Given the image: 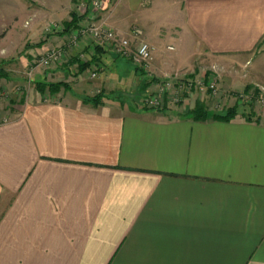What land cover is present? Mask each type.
Instances as JSON below:
<instances>
[{
	"label": "crops",
	"instance_id": "1",
	"mask_svg": "<svg viewBox=\"0 0 264 264\" xmlns=\"http://www.w3.org/2000/svg\"><path fill=\"white\" fill-rule=\"evenodd\" d=\"M24 2L0 0V62L22 54L27 67L46 19ZM99 12L157 51L173 38L247 62L264 91V0H101ZM184 106L31 90L16 115L0 108V264H264V119L196 121Z\"/></svg>",
	"mask_w": 264,
	"mask_h": 264
},
{
	"label": "rangeland",
	"instance_id": "2",
	"mask_svg": "<svg viewBox=\"0 0 264 264\" xmlns=\"http://www.w3.org/2000/svg\"><path fill=\"white\" fill-rule=\"evenodd\" d=\"M87 4V0H25L26 10L31 12L32 16L46 19L41 34L33 39L35 41L32 45L27 44L25 47L33 49L43 47L44 51L41 52L43 54L50 47L64 45L69 39L68 34L63 44L54 40H58L59 36L62 37L63 23L65 20H70L71 12H76L78 16L85 14L78 28L90 22L99 25L102 22V13L97 11L90 14L89 10L84 13L81 6L85 7ZM20 7L18 2L11 4L14 12ZM135 39V41L130 40L128 53L124 57L110 46L98 45L90 36L81 37L78 44L81 49L77 47L69 51L66 60L57 65L44 67L38 62L41 54H35L31 59L29 58L31 67H25L19 63L22 54L15 55L16 59L4 61L3 70L6 76L0 79L3 80L1 84H4L6 88L0 87V108L7 107L11 115H16L31 90L37 91V85L43 82H63L67 85L66 89L61 88L54 94L46 89L43 95L58 96V94L66 93L80 95L82 99L85 96L93 97L102 91L105 92L102 101L108 100L111 96L119 104L130 101L139 107L147 108L143 106L142 99L148 94H156L164 82L180 84L181 82L197 83L203 80L214 82V92L201 91L194 85L189 91L185 89V100L182 103L168 105L165 99L161 105L162 108L185 104L184 108L190 105L193 109L195 102L201 101L205 104L209 116L226 107L236 105L239 112L243 114L252 112L260 119H264V91L259 86L248 82L251 70L249 63L238 62L236 57L228 60L225 59L227 57L218 54L190 52V45L185 43L178 45L173 38L165 41L163 34L152 38L156 43L159 40L165 41L164 44L159 42L163 50L161 52L157 51L154 44L149 43L150 41L142 32L135 36ZM141 42L151 47V57L145 68L132 59ZM120 58L124 59L123 67L116 69V60ZM156 63L161 66L164 63V66H167H162L163 71L159 72L153 69ZM83 66L85 69L81 71Z\"/></svg>",
	"mask_w": 264,
	"mask_h": 264
},
{
	"label": "built area",
	"instance_id": "3",
	"mask_svg": "<svg viewBox=\"0 0 264 264\" xmlns=\"http://www.w3.org/2000/svg\"><path fill=\"white\" fill-rule=\"evenodd\" d=\"M84 13L90 11V14L96 13L101 10V0H91L89 5L81 6ZM63 29H61L62 31ZM134 36L141 34L140 29L133 30ZM69 39L62 46L50 47L43 54L40 55L38 62L44 67L52 66L54 64H60L66 60L67 53L73 49H76L79 44L81 37L90 36L93 40L100 46H110L122 57L126 56L128 53L130 40L123 38L114 30L105 27L104 25H98L94 22L71 30L68 33ZM151 47L145 43L141 42L136 48V52L133 55V61L139 66L145 68L147 67L148 60L151 57ZM195 86L201 91L214 92L215 84L214 82L199 81L197 83L193 82H181L180 84H170L169 82H164L161 84L158 92L154 95H146L142 99L143 106L147 108H162V103L166 99V104H180L184 98L185 89L186 91L191 90Z\"/></svg>",
	"mask_w": 264,
	"mask_h": 264
},
{
	"label": "trees",
	"instance_id": "4",
	"mask_svg": "<svg viewBox=\"0 0 264 264\" xmlns=\"http://www.w3.org/2000/svg\"><path fill=\"white\" fill-rule=\"evenodd\" d=\"M91 0H87L88 4L90 3ZM85 14L78 16V14L76 12H72L71 13V18L69 21H65L63 23V30L61 31V33H69L71 30L76 29L79 27V22L80 20L83 18ZM4 61L0 62V78H3L6 76L4 70H3V65H4ZM85 69V66L82 67L81 71ZM61 88L66 89L67 85L63 82H58V83H42L40 85H37V91L40 94H43L45 92V90L47 89L49 91V93H57ZM104 97V93L102 91H100L97 95L93 96V97H83V102L85 103H91L93 105H98L102 102V99ZM240 112L238 111V107L235 106H231V107H226L225 109H223L222 111L219 112H215L212 117L215 120H219V121H224V122H229L231 120H233ZM188 116H190L193 120L196 121H204L208 118V111L207 108L205 106V104L201 101H196L194 104L193 109H191L190 111H188ZM243 117L247 120V121H255V122H259L260 118L255 116V114H253L252 112L243 114Z\"/></svg>",
	"mask_w": 264,
	"mask_h": 264
}]
</instances>
